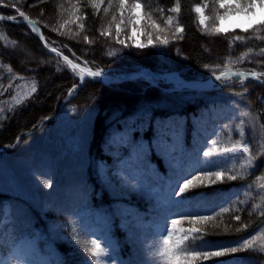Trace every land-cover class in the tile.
Masks as SVG:
<instances>
[{"label":"trees","instance_id":"16d2710c","mask_svg":"<svg viewBox=\"0 0 264 264\" xmlns=\"http://www.w3.org/2000/svg\"><path fill=\"white\" fill-rule=\"evenodd\" d=\"M204 1L211 2L148 0L152 7L143 10H151L153 19L161 27L164 25L157 7L164 9L165 18L173 17L174 25L163 33L165 38L173 39L167 46L154 40L143 49L134 47L132 41L121 36L126 30L119 37L110 34L116 27L112 23L109 32L112 13L105 16L101 9L97 15L89 0H0V10L19 7L40 26L46 44L74 61L110 73L151 69L158 73L177 72L186 80L208 79L209 69H216L217 74L229 70L264 74V56L259 55L264 49V25L258 24L247 32L213 35L211 30L201 26L193 11L197 3ZM105 3L104 6L107 0ZM176 3L180 4L181 12H168ZM72 5L79 8L75 16ZM77 16L80 19H76ZM81 24L83 29L79 27ZM176 24L184 29L182 34H175ZM64 25H75V29ZM121 27L127 29L126 24ZM101 31L109 34L101 36ZM236 35L242 40L235 41ZM117 39L123 40L128 47L117 43ZM21 48L39 63L33 62L32 66ZM9 68L14 77L12 81L7 79ZM0 79H4L5 87L12 83L9 92L0 96L3 252L11 246L13 230L19 237L17 243L38 233L44 237V242L53 245L64 264H82L87 253L73 239L72 225L81 219L84 221L86 213H101L110 222L111 237L121 259H149V245L144 244L149 233L139 227L146 223L150 229L158 222L153 206L157 196L165 198L168 192L169 165L165 155L168 146L160 145L149 152L150 170L142 177L144 194L122 191L118 180L101 177L99 166L104 165L108 171L115 168L128 157V145L132 140L146 146L153 143V128L147 121L151 119L158 124L161 119L171 117L179 119L183 126L176 153L185 151L189 163L194 162L197 153L203 162L206 159L203 151L212 148V140L216 141L217 151L232 147L238 141L252 140L249 147L256 158L251 166L247 154H243V158L232 159L218 169L225 172L222 182L191 189L186 195L200 194L197 198L205 202L204 207L215 209L211 212L214 219L199 225L208 233L205 240L231 243L250 238L254 241L252 249L228 252L222 257L198 261V264H220L221 261H234V258H245L238 264H255L257 260L264 264L261 251L264 249V155H261L264 153V130L260 127L264 123L261 119L264 87L248 81L241 89L166 92L141 84V79L111 86L86 80L76 96L63 103L79 80L24 24L6 21H0ZM145 111L143 128L130 131L134 123H140L138 117ZM242 112L249 115L241 116ZM50 117L54 118L44 122ZM241 121L245 129L243 139ZM42 172L47 175H41ZM232 174L237 179L228 180L227 176ZM49 176L53 188L42 182ZM236 216L240 220H236ZM176 218L183 221L178 227H189L188 218Z\"/></svg>","mask_w":264,"mask_h":264},{"label":"snow or ice","instance_id":"6c2138e0","mask_svg":"<svg viewBox=\"0 0 264 264\" xmlns=\"http://www.w3.org/2000/svg\"><path fill=\"white\" fill-rule=\"evenodd\" d=\"M89 4L95 9L97 15L100 13L101 9L105 16L112 13L109 32L111 24L114 23L117 37L120 36L121 26L124 25L126 21L127 24L132 27L133 31L136 30L135 20L137 19V9L145 7L151 9L152 7L148 3V0H143V2L142 0H107L106 6H104L105 0H89ZM214 5L213 19L216 23L211 29V34L213 35L221 33L219 22L228 19L229 16L238 15L251 20V18L257 15V8L264 11V0H214ZM4 6L6 7L8 5ZM13 7H16L15 4H13ZM72 7L75 9L72 13L75 16V12L79 11V8L77 5H72ZM207 7L208 4H204L197 5L193 9V11L198 14L199 23L202 26H206L204 10ZM220 9H224V11L221 12ZM156 11L160 14V19L163 20L164 26L161 27V25L153 19L151 10L144 13V32L148 37V43L142 44L133 41L134 47L140 49L147 48L149 45H152L154 35L160 45H168L169 41L166 38H161L159 33L166 31L174 25L173 17L169 15L165 18L164 9L162 7H157ZM16 12L19 14V17L23 18V22H27L33 32H39L35 22L30 20L19 7H16ZM168 12L180 13V4L176 3L175 6L168 9ZM117 14L119 20H117ZM4 19V16H0V20ZM7 19L16 21L17 18L15 15H12L8 16ZM76 19H80V17L77 16ZM260 25H264V20L260 21ZM79 27L83 29L82 24L79 25ZM242 30L247 32L248 28L245 27ZM183 31L184 29L180 27L179 24L175 25V34H182ZM107 34L109 33L105 31L100 32L101 36ZM40 39H45L43 34L40 35ZM129 39H131V37H129ZM84 40L87 41L88 37L85 36ZM234 40L240 41L242 37L236 35ZM117 43L124 44L125 47H128L123 40L117 39ZM45 46L47 47V44H45ZM65 47H67V45H65ZM153 47H155V45H153ZM50 51L55 53L57 57L62 56V53L54 47L51 48ZM69 51H71V49H69ZM259 55L264 56V49L261 50ZM62 58L72 72L79 76L81 83H85L86 76L98 78L106 75L105 69L103 68L94 71L89 67H81L79 63L73 62L67 55H63ZM225 67H227V64H225ZM57 70L59 71L60 69L58 68ZM209 71L211 74L210 79L214 77L215 81H220L221 87L223 88L231 86L230 81L232 77H245V73L240 71H219V74H217L216 69H209ZM8 72L9 76L7 79L12 81L14 79L12 69L9 68ZM251 75L256 80H260L261 75L264 74L252 72ZM238 82L241 84L244 83L243 79H240ZM261 83H264V81H261ZM11 88V82L5 87L4 79H0V96L9 92ZM35 90V87H33L32 91L35 92ZM244 91H247L246 87ZM71 94L72 93H69V95ZM146 115V111L141 112L138 117L140 123H134L129 130L140 131L145 123L143 117ZM240 115L247 117L249 113L242 112ZM261 119L264 121V116H262ZM147 123L153 128V143L146 146L143 142L135 140L130 141L128 145V159L131 160L132 153H135V160L131 163V168L134 169V171L122 169L120 172H116L113 175L119 179L122 191H127L129 194H144L145 184L142 177L150 170V165L147 163L148 154L152 148H158L160 145L168 146L169 150L165 153L169 165V176L166 181L168 192L163 200L157 198V202L153 206V211L157 213L159 219L154 226L153 242L148 248L150 258L144 261H138L132 258L128 260L121 259L112 241L98 234L97 231L91 230L81 219L79 223H73L72 230L73 239H75L77 243H81V240H83L84 243H81V247L87 252L88 256L91 257L90 260H83L82 264H198V261H206L211 257H222L228 252L235 253L242 249H252L254 241L250 238H243L241 241H234L231 243L205 240L204 236L208 235V233L199 227V225L206 224L208 221L213 220L214 216L211 212L215 211V209L209 210L205 208V202L197 198L200 194H197V196L186 195L191 189L207 187L210 184L222 182L225 172L218 169L232 159L239 160L243 158V154H247L249 166H251L256 158L248 146L252 143V140L245 139L243 143L238 141L232 147H225L219 151L216 149V141L212 140V148L203 151V157L206 159L202 162L197 153L194 162L189 163L188 154L185 151L181 150L178 154L176 153V143L181 138L183 132V126L179 119H173L171 117L168 119H161L158 124H154L153 121L149 119ZM243 125L244 121H241L240 133L242 139L245 134ZM260 127L264 130V123H262ZM248 134L252 135V131H249ZM237 154L241 155L238 156ZM261 155H264V153ZM214 156H220L224 159L219 161L207 159ZM197 173H202V175ZM41 175H47V173L42 172ZM227 179L235 180L237 176L235 174L228 175ZM42 182L48 188L54 187V183L50 176ZM225 211H227V209H225ZM176 217L188 218L189 227L186 229L178 227L183 221ZM235 219L240 220V217L236 216ZM0 226H3V216H0ZM4 230L6 231L7 229L5 228ZM237 230L239 231V229ZM93 236H95L94 239L91 238ZM10 239L12 251L9 257L5 258L3 252L5 243L4 234L3 231H0V264H11V262H15V264H56V262L53 261L34 259L33 257L39 254V250L31 245L30 242H25L22 245L17 244L19 237L15 230L10 234ZM102 240L104 241L103 246L101 244ZM217 248H223L224 250H216ZM261 251L264 252V249H261ZM240 259L245 258H234V261H221L220 264H238ZM60 264H64V262L61 261ZM255 264H260V261L257 260Z\"/></svg>","mask_w":264,"mask_h":264},{"label":"rangeland","instance_id":"374dc122","mask_svg":"<svg viewBox=\"0 0 264 264\" xmlns=\"http://www.w3.org/2000/svg\"><path fill=\"white\" fill-rule=\"evenodd\" d=\"M204 4H208V7L205 8V10H204V14H205V18H206V20H205V25L206 26H202V25L201 26L204 27V28L207 27L209 30H211L212 27L214 26V24L216 23V22L213 23V21H214V19H213V17H214V7H215L214 0H211L210 3L208 1H204V2H201V3H197L195 6H197V5H204ZM2 9H4V8H2ZM5 10L6 11L0 10V15L1 16H4V17L7 18L8 16L15 15L16 18H17L16 20H19L21 18V17H19V14L16 12L15 9L7 8ZM220 11L223 12L224 9H220ZM144 13H146V12L143 10V8L136 10V17H137V19L135 20L136 30L133 31L132 30V27L130 25H128L127 24V21H126L125 24L127 25V29L121 27V32L123 30H126L125 33H124V35H121L122 37H125V38H127L128 40H130L132 42L135 41V42L142 43V44L148 43V37H147V35L144 32V19H143ZM256 13H257V15L255 17L251 18V20H249L248 18L243 17V16L232 15V16H229L228 19L223 20V21H220L219 22V25L221 27V33L233 32V31H243L242 29L245 28V27H247L248 29L253 28L254 26L260 24V21L261 20H264V11H262L259 8H257L256 9ZM197 16H198V14H197ZM117 19L119 20V16H118ZM0 21H3V20H0ZM198 21H199V17H198ZM249 25H251V26H249ZM25 26L35 36H37L36 32H33L32 29L28 26V24H26ZM64 27L65 28L68 27V29H71V28L75 29V25H71V26L70 25H64ZM68 29H66L65 31H67ZM113 31L114 32L113 33L111 32L110 34L116 35V27L114 28ZM163 33L164 32L159 33V35L161 36V38H165L166 37V36H164L165 34L163 35ZM129 37H131V39H129ZM166 39L169 42H172V39L173 38L168 36ZM154 40H157L156 37H155V35L153 36V41ZM44 42H46L45 39H44ZM48 46H50V45H48ZM50 47L53 48L52 46H50ZM21 51H22V53L23 52H26L22 48H21ZM28 54L29 53H27V52L25 53L26 57L29 60H31L30 62L33 63L34 61L31 59L32 57L30 55H28ZM63 55L64 54L62 53V56ZM60 59H61L62 63L64 64V66L79 80V78H78L79 76L78 75H75L72 72V70L67 66V64L63 60V58L60 57ZM74 62L79 63L83 67H89V68H91L94 71L95 70H98V69H94L93 67L87 65L84 62H81V61H74ZM34 63L37 64L39 62H34ZM34 63L32 64V66L35 65ZM105 72L106 73H109V74H124L123 72H120V73H110L107 70H105ZM171 73H177V72H171ZM87 80L94 81L93 79H88V78H87ZM141 80H142L141 81V84L148 85V86L151 85V86H154L156 88H160L163 91L172 90V89L175 88L172 84H168V83H166L165 80H161V79H141ZM238 81L239 80H235V79L233 80V79H231V81H230V85L231 86L230 87H233V88H236V89H241L248 82V81L247 82L244 81V83L241 84ZM252 82H255V81H252ZM255 83H257V82H255ZM257 84H259V83H257ZM111 85H118V84H116V83L115 84H110L109 86H111ZM220 86H221V82L220 81H217L214 84V87L215 88H219ZM260 86H262V85H260ZM227 88H229V87H227ZM220 89L223 90L224 88L221 87ZM74 91H75V89L73 90V92ZM180 92H183V91H180ZM134 160H135V153H133V156H131V160H129L128 157H127L123 161H121L115 168H113V169H111L109 171L105 168L104 165L101 164L99 166V173H100V175H101V177L103 179H110L111 177H113L115 180H118L119 181V179L117 177H115L113 174L116 173V172H120L122 169L123 170L134 171V169L131 168V163ZM153 191H155V189H153ZM160 197H162L164 199L163 196H159V199L160 200H163ZM157 198H158V196H157ZM127 220L128 221H131L130 220V217H128ZM83 222L91 230L97 231L98 234H100L102 236H105L107 239H110L112 241L113 245H114V241H113V239L111 237V233H110L111 225H110V222L107 220L106 216H104V214H101V213H95V214L86 213V216H85ZM169 226H170V223H169ZM147 227H148V225H146V223H142L141 226L139 227V229L141 231H142V229L148 231V233H149L148 234V238H146V241H145L144 244L145 245L147 244V245L150 246L152 244V242H153L154 226H150L149 227L150 229H148ZM149 237H151V238H149ZM91 238L94 239L95 236H93ZM43 239H44L43 236H41L38 233H36L35 236H33V237H26L23 240H21L20 242H18L17 244H21L22 245L25 242H30L31 245H33L34 247H36L39 250V254L37 256L33 257L34 259L48 260V261L56 262V264H60V262L62 260H61V256L58 253V251L53 247V245L51 243L44 242ZM81 243H84V241L81 240ZM81 243L79 244L80 246H81ZM103 243H104V241L102 240L101 241L102 246H103ZM11 251H12V246H9L8 247V250L4 251L5 258H8L9 257ZM85 259H89L90 260L91 257H89L88 254H87V257ZM11 264H15V262H11Z\"/></svg>","mask_w":264,"mask_h":264},{"label":"water","instance_id":"95a60500","mask_svg":"<svg viewBox=\"0 0 264 264\" xmlns=\"http://www.w3.org/2000/svg\"><path fill=\"white\" fill-rule=\"evenodd\" d=\"M4 21L10 22V23H20V24H25V25L27 24V22H23V18H21L20 20L12 21V20H8L5 17ZM36 27L39 29V32H36V34H37L39 40L41 41V43L43 44V46L45 47V49L49 53L55 55V53L50 51L51 47L48 46V45L46 47L45 46L46 43L44 42V40L40 39V35L43 34L40 26L38 24H36ZM232 72H235V71H232ZM241 72L245 73V77H236L235 80H240V79H247V81L248 80H253V81L259 83L260 85H262L264 87V83H261V81H264V78H262V75H261L260 80H256L251 75L252 72H256L258 74H261V73H259L257 71H252V72H250V71H241ZM147 75H150V76H152V77H154L156 79L165 80L166 83H168V84H170L169 83V79L172 77V75H175V76L179 77L180 78L179 79L180 86L179 87H177V86L175 87L174 86L175 87L174 89L166 90V91H180V90H204L205 91V90H212V89H214L213 85L217 82V81L214 80V77H211V79L208 78V79H205V80H200V79H198V80H186V79L182 78L178 73H163V74H161V73H156V72H154V71H152L150 69H141L139 71H132V72H127L125 74H117V75L116 74H108V73H106L105 76L98 77V78H93V77H87L86 76L85 79L90 78V79H94L97 82L103 81V82H100V83H103V84H106V85H110V84H115V83L116 84H121L123 82L136 80V79H138V78H140L142 76H147ZM82 84L83 83L80 82L77 85L75 91L63 103H65V102L71 100L72 98H74ZM186 84H193V86L192 87L191 86L188 87V85H186ZM51 119H53V117H50V118L46 119L44 122L50 121ZM20 140H21V137L18 139V142H20ZM12 148H15V147H12ZM1 150H2V148H1Z\"/></svg>","mask_w":264,"mask_h":264},{"label":"bare ground","instance_id":"6f19581e","mask_svg":"<svg viewBox=\"0 0 264 264\" xmlns=\"http://www.w3.org/2000/svg\"><path fill=\"white\" fill-rule=\"evenodd\" d=\"M81 66V65H80ZM81 67H83V66H81ZM236 77H232V79L234 80ZM108 79V78H107ZM140 79H156V78H154V77H152V76H150V75H147V76H142V77H140ZM179 77H177V76H175V75H172V77L169 79V83L170 84H172L173 86H177V87H179L180 86V82H179ZM243 81H247V79H243ZM253 81V80H252ZM186 85H188V87L189 86H193V84H186Z\"/></svg>","mask_w":264,"mask_h":264}]
</instances>
